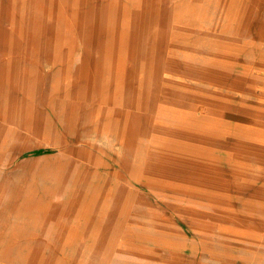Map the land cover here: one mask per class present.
I'll use <instances>...</instances> for the list:
<instances>
[{"label": "rangeland", "instance_id": "374dc122", "mask_svg": "<svg viewBox=\"0 0 264 264\" xmlns=\"http://www.w3.org/2000/svg\"><path fill=\"white\" fill-rule=\"evenodd\" d=\"M0 264H264V0H0Z\"/></svg>", "mask_w": 264, "mask_h": 264}]
</instances>
